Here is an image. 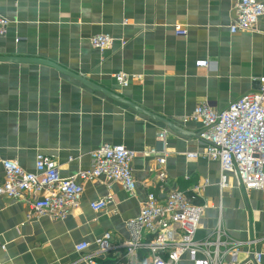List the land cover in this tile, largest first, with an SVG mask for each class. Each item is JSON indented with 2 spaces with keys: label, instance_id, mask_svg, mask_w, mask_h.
Masks as SVG:
<instances>
[{
  "label": "crops",
  "instance_id": "crops-1",
  "mask_svg": "<svg viewBox=\"0 0 264 264\" xmlns=\"http://www.w3.org/2000/svg\"><path fill=\"white\" fill-rule=\"evenodd\" d=\"M236 1L0 0V16L8 20L0 55L53 61L197 133L199 122L182 120L198 104L225 108L264 77V15L253 30L231 33ZM175 25L186 34L176 35ZM98 34L114 40L103 52L89 41ZM198 60L212 67H198ZM116 74L126 76V86ZM106 144L136 152L135 190L128 193L104 177L83 180L79 204L63 220L28 217L29 195L0 196V264H87L85 255L96 252L94 240L104 232L111 233L112 249L98 256L103 263L150 264L146 249L127 262L125 221L138 214L148 192L158 199L171 190L191 194L204 180L209 183L197 201L207 207L196 237L208 236L220 221L230 238L243 243L240 264H256L251 247L261 254L257 264H264V190H244L230 179L220 194L217 162L186 156L203 152L200 137L177 135L51 66L0 62V183L3 160L33 172L37 154L54 159L62 178L77 177L90 168V152ZM161 168L163 180L157 177ZM106 196L105 209L94 212L90 202ZM83 241L88 248L76 252ZM178 264L192 262L183 256Z\"/></svg>",
  "mask_w": 264,
  "mask_h": 264
},
{
  "label": "built area",
  "instance_id": "built-area-1",
  "mask_svg": "<svg viewBox=\"0 0 264 264\" xmlns=\"http://www.w3.org/2000/svg\"><path fill=\"white\" fill-rule=\"evenodd\" d=\"M235 18L229 25L231 33L253 30L258 19L264 15V0H237L234 5ZM8 20L0 16V34L6 32ZM178 36L186 30L174 26ZM90 44L100 52L110 48L113 38L98 34L90 38ZM125 41L121 40V46ZM198 67L210 68L208 60L195 62ZM121 85H127L123 74L114 75ZM259 88L247 92L222 109H214L207 103L198 104L183 118V122L201 124L200 139L205 147L201 154L187 153L188 157H204L217 162L219 177L217 185L221 194L231 180L244 190H264V77L259 80ZM166 130L159 133L163 139ZM150 152H155L154 149ZM134 150L122 144H106L90 152V168L77 177L62 178L57 162L44 154H37L35 171L24 170L15 160H3V181L0 196L21 198L30 196L28 217L45 216L51 220H63L77 208L82 192L83 180L104 177L107 181L118 182L122 188L132 193L136 180L132 170ZM165 163V155L157 158L158 166ZM157 177H166L164 169H159ZM78 178L80 180H78ZM204 180L194 185L191 194L171 190L163 199L148 192L136 216L125 221L128 237L123 243L124 256L131 263L138 253L146 249L150 264H178L183 256H188L192 264H240L238 254L242 242L234 240L222 228L220 221L206 237L197 238L196 232L207 204L198 202L200 190L208 185ZM111 200L106 196L91 201L94 212L105 209ZM111 233L104 232L94 240L96 252L85 255L87 264H105L98 259L107 254L112 245ZM249 247L254 241L246 242ZM88 242L74 246L76 252H83ZM248 247V248H249ZM257 264L261 254L251 247ZM118 264V263H110Z\"/></svg>",
  "mask_w": 264,
  "mask_h": 264
},
{
  "label": "water",
  "instance_id": "water-1",
  "mask_svg": "<svg viewBox=\"0 0 264 264\" xmlns=\"http://www.w3.org/2000/svg\"><path fill=\"white\" fill-rule=\"evenodd\" d=\"M0 62H10V63H21V64H36V65H47V66H51L52 68H55L56 70L60 71L61 73L74 78L76 80H78L81 84H83L85 87L91 89V90H96L101 92L102 94H104L105 96H107L108 98L117 101L119 103L122 104H126L128 106H130L131 108H133L134 110H136L139 113H142L146 116H148L149 118H151L154 121H159L161 123H163L170 131L174 132L177 135H181V136H194V137H200V133L202 130H200L197 133L194 132H190L187 129L183 128L180 125L175 124L174 122H171L169 120H166L160 116H157L139 106H137L136 104L130 102L129 100H127L126 98H124L123 96L116 94L108 89L103 88L102 86L96 84L95 82L88 80L82 76H79L78 74L67 70L66 68L60 66L59 64L50 61V60H46L43 58H37V57H24V56H8V55H0ZM260 85V84H259ZM259 88V86L257 87Z\"/></svg>",
  "mask_w": 264,
  "mask_h": 264
}]
</instances>
